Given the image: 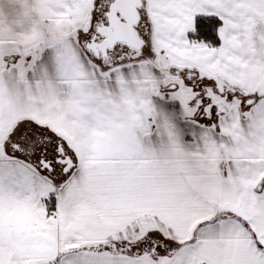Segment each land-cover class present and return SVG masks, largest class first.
Listing matches in <instances>:
<instances>
[{"label": "snow or ice", "instance_id": "6c2138e0", "mask_svg": "<svg viewBox=\"0 0 264 264\" xmlns=\"http://www.w3.org/2000/svg\"><path fill=\"white\" fill-rule=\"evenodd\" d=\"M0 264H264V0H0Z\"/></svg>", "mask_w": 264, "mask_h": 264}]
</instances>
